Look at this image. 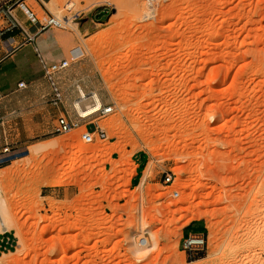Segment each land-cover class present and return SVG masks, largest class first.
Segmentation results:
<instances>
[{
	"label": "rangeland",
	"instance_id": "1",
	"mask_svg": "<svg viewBox=\"0 0 264 264\" xmlns=\"http://www.w3.org/2000/svg\"><path fill=\"white\" fill-rule=\"evenodd\" d=\"M22 1L0 0V13ZM48 1L26 5L67 28L0 56V157L10 151L0 264H264V0ZM101 12L93 34L76 31ZM64 58L54 104L42 63ZM79 87L100 102L88 118L75 108ZM60 115L107 140L84 144V127L56 136ZM110 121L114 136L102 128ZM117 147L129 156L113 171ZM138 154L146 167L132 186ZM196 220L207 248L184 254L182 228Z\"/></svg>",
	"mask_w": 264,
	"mask_h": 264
},
{
	"label": "built area",
	"instance_id": "2",
	"mask_svg": "<svg viewBox=\"0 0 264 264\" xmlns=\"http://www.w3.org/2000/svg\"><path fill=\"white\" fill-rule=\"evenodd\" d=\"M37 1L41 2L40 0H37ZM19 6L22 8V10H24V13H25L28 21L32 25H38L40 27V31L41 30L43 31L46 28H55V29L64 30L68 26L65 23V21H67V20L60 21V20L56 19L55 17H53L52 15L48 16L47 19L45 20V23L42 24L40 22V19L38 18L37 13H34L32 10L27 8V6L23 5V3H20ZM4 16L10 18L12 23H9L7 28H2V25L0 24V48L3 45L2 37L4 36L5 32L11 31L16 26L19 27L20 30L24 34H26L24 29L14 19L12 12L10 10H8L6 12V14L3 16H2V13H0V21H3ZM28 41H32V38L28 37ZM1 61H2V59H0V62ZM69 66H70V62L66 58H64L60 62H56V63H53L51 65H46V64L42 63V69H43L44 76L50 82V85H51L52 90H53V94H54L53 102H54V104H57V103L62 101V94L59 92V90L56 86V83L54 81V76L57 73L67 69ZM17 87H18V89H25L26 84L24 82H19L17 84ZM2 97L3 96H2L1 91H0V101L2 100ZM112 111H113V108L110 107V108H105L101 113H102V115H107V114L112 113ZM82 127H85V126H82L79 119L74 120V119L69 118L68 116L60 115L55 120V123L53 125V129H52V133L55 134L56 136H61V135L69 134L74 130H79ZM80 140L84 144L89 145V144L95 143L96 141L107 140V135L102 129H100L98 127H95L94 131H92V132L86 131L84 129L80 133ZM9 153H10L9 148H4L2 150V156L0 157V167H2L4 164L7 163V158L10 156ZM164 183H171V176H169V177L167 176L164 180ZM172 196L174 198H177L178 193L175 192L172 194ZM145 244H146V238H141L140 239V246H144ZM206 248H207V240H206L205 235H190L187 238L180 240L179 249L184 254H189V255L199 254V253L204 252Z\"/></svg>",
	"mask_w": 264,
	"mask_h": 264
},
{
	"label": "crops",
	"instance_id": "3",
	"mask_svg": "<svg viewBox=\"0 0 264 264\" xmlns=\"http://www.w3.org/2000/svg\"><path fill=\"white\" fill-rule=\"evenodd\" d=\"M40 1L41 2L37 0H23L22 3L25 6H27L26 4H28L30 6H33L34 8H37L35 4H37L41 8L40 4L47 5V3H50V1L48 0H40ZM19 7L20 6H18L12 11V15L14 19L19 23V25L24 29L26 34H24L17 26L13 28L11 31L5 32L4 36L2 37L3 45L0 48V56H2V58L3 57L5 58V56L9 52L11 51L13 52V50L22 43V41H28V37L32 38V41L35 40V36L40 32L38 25L29 24L26 27H23L21 25V22L19 21V16H21L22 13L20 12V10H18ZM27 8L31 10L30 7L27 6ZM95 21L96 22L100 21V18L99 17L97 18V16L95 17L93 15L91 19L87 18L81 23H77V24L75 23L76 31L83 35L93 34L95 27L99 25V23H95ZM9 23H12V21L10 18L7 17L6 21H2V28H7ZM66 44L68 45V42L65 43V45ZM57 46L59 47L61 53H64V48L61 47L59 43H57ZM1 94L3 96V93ZM84 126H85L84 129L86 131L89 132L94 131L95 128L94 126H91L90 124H85ZM132 163L134 165V173L131 178V184L132 186L133 185L135 186V184L139 183L142 179V172L146 167L145 156L143 154H138L137 156H134V158L132 159ZM49 191L51 195L56 193L58 194L60 192V187L51 188V190ZM205 234H206V224L203 221L196 220L189 222L183 226L181 231V239H185L190 235H205Z\"/></svg>",
	"mask_w": 264,
	"mask_h": 264
},
{
	"label": "bare ground",
	"instance_id": "4",
	"mask_svg": "<svg viewBox=\"0 0 264 264\" xmlns=\"http://www.w3.org/2000/svg\"><path fill=\"white\" fill-rule=\"evenodd\" d=\"M58 20H60V19H58ZM61 21V20H60ZM67 23V22H66ZM65 41V40H64ZM65 46L66 45H64V48H65ZM69 48V47H68ZM70 51V50H69ZM144 74V73H143ZM135 77V76H134ZM78 91H79V98L75 101V108H76V110H77V112L79 113V115H80V117L81 118H88L89 116H91L96 110H97V108L100 106V102H99V100L97 99V97L95 96V97H88V95L79 87L78 88ZM93 94V93H92ZM93 96V95H92ZM101 109V107L100 108H98V110H97V112L99 111ZM103 111V110H102ZM96 112V113H97ZM119 122V121H118ZM104 125V124H103ZM102 128L103 129H108V130H111V132H109L110 133V135L111 136H114V132H112L115 128H117V121H113V122H111L110 121V123H108V124H106V126L104 125V127L102 126ZM142 129V128H141ZM115 131V130H114ZM138 134H139V132H138ZM143 134V133H142ZM146 135H148V134H146ZM119 145V144H118ZM116 143H114V144H111V147L110 148H112V150H113V148H116ZM117 149L118 150H116L117 152H118V154H119V160L115 163L116 165H114V167H115V169L113 170V171H117L121 166H123L125 163H126V160H127V158H128V153L127 152H125L124 150H122L121 148H118L117 147ZM153 149L150 151V152H152L153 153ZM74 152H76V154H77V152H78V150L77 151H74ZM73 154V153H72ZM74 155V154H73ZM60 178V177H59ZM59 181H58V183H56V181L54 182V183H51V185L52 186H54V185H57V184H59L61 181V178L60 179H58ZM2 205V204H1ZM210 222V221H209ZM211 224V223H210ZM9 225H8V222L6 221V219L4 218V216L2 215V210H1V208H0V231L1 232H6V231H8L9 230ZM17 234H18V232H17ZM139 238V237H138ZM262 238H264V237H262ZM154 240V239H153ZM147 245H149V241H147L146 240V244L144 245V246H147ZM154 246V245H153ZM138 249V248H137ZM144 250V249H143ZM166 250V249H165ZM164 250V251H165ZM136 251V250H135ZM145 251V250H144ZM169 251V250H168ZM167 251V252H168ZM150 252V251H149ZM161 253H163L162 251H161ZM165 253H166V251H165ZM164 253V254H165ZM144 254L146 255V251L144 252ZM160 254V253H159Z\"/></svg>",
	"mask_w": 264,
	"mask_h": 264
},
{
	"label": "water",
	"instance_id": "5",
	"mask_svg": "<svg viewBox=\"0 0 264 264\" xmlns=\"http://www.w3.org/2000/svg\"><path fill=\"white\" fill-rule=\"evenodd\" d=\"M105 15V12H101L100 14H99V18H101L102 16H104Z\"/></svg>",
	"mask_w": 264,
	"mask_h": 264
}]
</instances>
